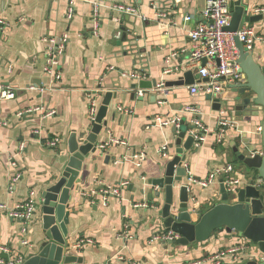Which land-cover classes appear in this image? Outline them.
Here are the masks:
<instances>
[{
  "label": "crops",
  "instance_id": "crops-1",
  "mask_svg": "<svg viewBox=\"0 0 264 264\" xmlns=\"http://www.w3.org/2000/svg\"><path fill=\"white\" fill-rule=\"evenodd\" d=\"M242 1L248 15L262 18L254 23L243 20L241 25H253L264 35V13L253 12L264 7V0ZM123 3H134L137 18L121 16L115 6ZM69 6V0H0V18L7 23L0 31V248L9 250L0 251V257H24L39 246L44 237L41 193L66 167L71 134L75 132L83 140L91 132L90 100H96L99 111L109 91L116 92V97L109 106L108 123L99 143L111 138L125 143L90 154L79 174L81 181L71 191L66 241L73 248L72 244L85 240L80 251L72 250L83 258L81 264H186L246 239L227 230L215 231L207 241L188 245L155 239L156 234L168 229L162 217L164 189L150 181L163 176L167 163L177 155L179 133L173 126L155 125L152 119L180 115L184 118L182 129H190L189 117L181 109L188 102L200 105L202 120L211 133L202 146L193 143L191 150H185L183 165H187V176L202 180L226 164H233L241 177L253 173L234 149H246L244 133L251 138V145L261 143L258 129L262 114L244 117L226 110L233 104L228 98L236 95L229 87L221 99L226 109L219 111L207 94H190L188 86L142 88L145 93L139 96V82L125 75L140 71L146 80L156 78L158 83L174 79L175 74H164L169 65L166 58L182 50L186 52L178 59L189 58L193 45L188 32L202 20L206 0H74L71 19ZM95 6L100 18L97 33L91 27ZM186 16L193 19L185 20ZM126 34L134 39H127ZM52 38L64 41L65 49L57 65L48 71V59L55 47ZM252 53L264 65L263 41L255 43ZM195 79L198 81L197 74ZM2 88L12 90L14 97L2 98ZM221 117H230L235 126L228 128L223 142L218 143ZM55 137L59 143L47 146V140ZM165 143L169 144L167 155L161 151ZM138 152L146 154L141 166L132 158ZM17 174L21 176L14 181ZM122 182L127 184L120 194L105 201L99 190ZM31 191L36 193L38 208L28 231L22 234L25 222L12 219L9 211L28 199ZM192 192L197 197L196 208L203 213L222 201L219 180L207 188L195 183ZM139 203L146 206H136ZM23 239L29 244L24 245Z\"/></svg>",
  "mask_w": 264,
  "mask_h": 264
},
{
  "label": "water",
  "instance_id": "water-1",
  "mask_svg": "<svg viewBox=\"0 0 264 264\" xmlns=\"http://www.w3.org/2000/svg\"><path fill=\"white\" fill-rule=\"evenodd\" d=\"M231 14L230 24L225 27V30L231 33L238 31L243 20L245 23H254L262 18V15H248V8L242 0L235 2ZM132 17L137 18L136 15ZM143 21L149 23L147 20ZM132 30L129 28V31ZM126 35L127 39H134ZM134 37L139 39L141 36L134 35ZM234 40L240 54L237 62L241 72L246 75V81L230 85L229 88L236 95L228 98L230 102H233L231 106H226L228 109L221 103L226 90L213 97L208 95V99L213 98L215 110L226 109L244 117L262 114L259 122L261 143L258 146L251 145V138L244 133L242 137L246 149L243 150L237 146L234 149L239 159L253 169V173L249 174L247 183L238 190L234 198L227 193L223 180H220L222 201L204 213L198 210L196 203L190 200L187 185L183 182L187 176V169L183 165L186 159L185 150H191L194 141L193 136L188 134V128H184L179 132L175 143L178 146L177 155L167 163L164 175L154 178L150 183L164 189L163 224L166 229L179 236L170 243L188 245L193 242H204L215 231L227 230L235 231L250 240L261 253H264V65L256 61L253 53L245 51L238 36H235ZM206 62L207 59H203L202 64ZM195 78V71L188 70L182 76L166 80L164 87L192 85L196 81ZM138 86L146 89L158 88V80L156 78L142 79ZM114 97L116 92L109 91L104 94L96 120L91 123V132L83 140H79L75 132L69 137L70 156L67 165L60 177L45 188L40 196L39 209L42 213L44 237L36 250L24 255V261L19 264L82 263L83 258L73 254L74 249L66 241L67 225L71 215L69 198L75 184L81 181L79 174L85 159L98 151L96 146L99 143V135L108 123L106 117ZM184 139L185 143L182 145ZM255 151H262L263 154L252 156ZM258 177L262 179L261 187L255 185V179ZM194 214L197 219L194 218ZM236 264L258 263L255 260H249Z\"/></svg>",
  "mask_w": 264,
  "mask_h": 264
},
{
  "label": "built area",
  "instance_id": "built-area-1",
  "mask_svg": "<svg viewBox=\"0 0 264 264\" xmlns=\"http://www.w3.org/2000/svg\"><path fill=\"white\" fill-rule=\"evenodd\" d=\"M69 1L70 6L68 8V18L71 19L74 16V0ZM236 1L238 0H206V6L202 12V20L196 23L188 32V36L193 45L189 58L186 60L178 59L179 54H184L186 50H182L181 53L174 52L166 58L169 64L168 67L164 69V74L166 75L175 74V78H177L184 75L188 70L196 71L198 81L196 80L194 84L188 85L190 94L195 95L202 91L213 97L227 87H230L232 84H239L246 81V75L241 72V67L237 62L240 54L234 37L238 36L245 51L252 53L257 41L264 42V35L253 25H241L235 33L227 32L225 30V27L230 24L232 17L231 13ZM115 9L122 14L121 16H137L138 13V9H136L134 3L117 4ZM253 12L254 14H263L264 7H256ZM192 19V16L185 17V20L188 21ZM6 26L7 23L0 18V31L4 30ZM91 27L94 33H97L100 27L99 8L97 6H95L93 10ZM50 42H52L55 47L52 49V52L50 53L51 56L48 59V64L50 65V67L47 68L48 71H52V67L57 65V58L65 49L64 41H58L55 38H52ZM203 59H207L205 64H202ZM125 75L137 82L147 78L146 75L140 71H130ZM164 84V81L158 83V89L163 90L165 88ZM144 93L145 90L140 88L137 94L143 96ZM14 95L15 94L12 90L2 88V98L10 99L13 98ZM120 110H123V108H120ZM97 111L98 103L92 98L89 102L91 122L96 120ZM181 112L186 118L189 117L190 129L188 130L194 138V145L196 147L202 146L206 142L208 135L211 133V129L202 120V109L200 105L188 102L183 105ZM183 119L184 118L180 115L170 118L158 115L155 116L152 121L155 125L159 126H173L175 133L178 134L183 128ZM233 126H235V123L230 117H221L216 132V141L218 143L223 142L227 129ZM258 132L261 136V126L259 127ZM59 141L60 139L55 137L47 140L46 145L55 147ZM121 143L125 142L111 138L106 142L98 143L97 148L99 149L98 151L103 152L111 148V146ZM20 148L22 150L25 148L24 142L20 144ZM168 150V143L162 145L161 151L164 155L168 154ZM256 154H263V152L255 151L252 153V156H255ZM132 158L138 166H141L142 160L146 158V154L145 152L134 153ZM184 166L187 167V165ZM236 171L237 169L233 164H226L211 170L206 179L200 180L194 178L191 174L188 175L186 185L190 194V200L192 202L197 200V197L192 192V187L195 183L203 188H207L218 180H223L227 193L231 196H235L238 190L243 187L248 180V176L241 177ZM20 176V174L15 175L14 181H17ZM126 184V182H122L115 186L107 185L99 191L102 194L103 199L106 201L110 196H118L121 189ZM255 185L261 187L262 179L259 177L255 179ZM35 195L36 193L31 191L28 199L17 203L16 206L9 211V216L12 219H19L25 222L26 225L21 229L22 234H25L28 231L27 227L29 226V222L34 218L38 206ZM136 206H146V204L139 203L136 204ZM154 237L155 239L163 241H171L179 236L175 232L168 230L160 232ZM84 241L85 240H80L72 244L73 248L80 251ZM23 244L28 245L29 242L26 239H23ZM0 251L7 252L9 250L6 247H2L0 248ZM249 260H255L258 264H264V253H261L250 240L244 239L228 247L222 248L207 258L194 260L186 264H236ZM23 261L24 257L22 255L9 259L0 257V264H19Z\"/></svg>",
  "mask_w": 264,
  "mask_h": 264
},
{
  "label": "rangeland",
  "instance_id": "rangeland-1",
  "mask_svg": "<svg viewBox=\"0 0 264 264\" xmlns=\"http://www.w3.org/2000/svg\"><path fill=\"white\" fill-rule=\"evenodd\" d=\"M231 198H234V197H233V195H232V197H231Z\"/></svg>",
  "mask_w": 264,
  "mask_h": 264
}]
</instances>
